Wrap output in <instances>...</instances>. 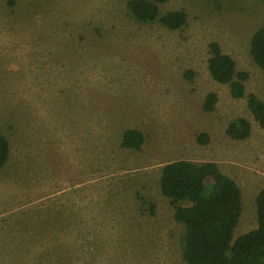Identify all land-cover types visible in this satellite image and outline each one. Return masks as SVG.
I'll return each instance as SVG.
<instances>
[{
    "label": "rangeland",
    "instance_id": "rangeland-1",
    "mask_svg": "<svg viewBox=\"0 0 264 264\" xmlns=\"http://www.w3.org/2000/svg\"><path fill=\"white\" fill-rule=\"evenodd\" d=\"M173 10L186 14L178 29L159 19ZM261 26L264 0H167L149 22L127 0H0V264H188L173 214L189 202L159 187L178 159L217 161L239 186L232 240L256 228L264 128L208 59L217 42L264 102L249 52ZM238 117L245 139L226 132ZM128 128L143 134L139 149L122 146Z\"/></svg>",
    "mask_w": 264,
    "mask_h": 264
},
{
    "label": "trees",
    "instance_id": "trees-1",
    "mask_svg": "<svg viewBox=\"0 0 264 264\" xmlns=\"http://www.w3.org/2000/svg\"><path fill=\"white\" fill-rule=\"evenodd\" d=\"M167 0H127L130 14L139 22L153 21L158 16V3ZM169 29H178L186 22L180 10L168 11L160 18ZM211 56L208 69L212 78L228 83L234 98L247 97V107L259 125L264 128V102L256 94H245V71L236 70L234 59L224 53L217 42L209 44ZM249 52L254 62L264 71V26L251 35ZM217 95L208 92L202 108L211 111ZM226 132L235 139H245L250 134V123L243 117L233 119ZM201 144L208 143L206 132L198 133ZM143 134L133 128L123 132L121 144L125 148L139 149ZM8 157L7 139L0 133V168ZM210 177L209 184L205 182ZM160 191L173 203L187 200L188 205L177 206L173 217L183 224L182 256L188 264H264V187L256 197L257 227L232 240L241 209V191L236 182L222 174L216 162L203 163L187 159L168 162L161 170Z\"/></svg>",
    "mask_w": 264,
    "mask_h": 264
},
{
    "label": "crops",
    "instance_id": "crops-1",
    "mask_svg": "<svg viewBox=\"0 0 264 264\" xmlns=\"http://www.w3.org/2000/svg\"><path fill=\"white\" fill-rule=\"evenodd\" d=\"M216 163L218 164V162L216 161ZM259 176V175H258ZM263 188V187H262Z\"/></svg>",
    "mask_w": 264,
    "mask_h": 264
}]
</instances>
